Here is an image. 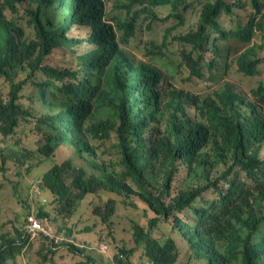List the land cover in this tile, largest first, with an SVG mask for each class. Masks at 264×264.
<instances>
[{
	"label": "trees",
	"instance_id": "1",
	"mask_svg": "<svg viewBox=\"0 0 264 264\" xmlns=\"http://www.w3.org/2000/svg\"><path fill=\"white\" fill-rule=\"evenodd\" d=\"M192 1L201 4L197 27L178 39L191 45L183 55L184 65L190 76L200 78L211 35L222 39L227 36L219 25V17L242 4L228 0ZM182 2L145 0L140 13L149 12V6L153 9L151 20H158V8L170 6L172 13ZM9 3L13 14L18 13L19 6L27 5L28 23L35 20L39 42L20 44L19 22H0V78L10 85L7 98L0 96V190L8 186L11 190L7 198L0 196V264H56L61 250L80 257L77 264H89L84 260L90 259L85 250L73 246L70 240L55 234L60 238L56 243L54 238L42 232L33 235L24 227L33 218L51 231L48 221L56 225L59 235L63 229L60 223L67 226L85 197L94 194L99 204L107 207L105 215H100L105 222L110 219L105 240L117 243L113 229L121 221H128L132 230V245L114 246V251H118L112 257L114 264H175L180 254L173 238L175 233L187 246L185 264L192 258L205 260L206 264H264V160L260 156L264 147V84L253 90V100L238 94L231 84L224 85L213 97H206L205 102L215 106L212 115L218 119L211 133L188 119L180 104L171 103L180 91L172 90L160 98L155 90L157 72L147 66L137 67L133 54L121 47L124 40L115 45L111 27L102 21L101 1ZM251 4V19L234 36L245 45L237 60L238 69L253 77L258 73L259 60L252 59L251 43L257 29L264 31V24L258 19L261 14L264 19V4L260 0H251ZM56 6L71 14L58 28H54L52 19ZM137 18L125 40L134 35ZM76 23L90 24L94 34L89 41L98 45L88 56L79 57L80 75L55 67L50 61L61 45L79 47V41L66 37ZM18 69L37 80L43 89L31 112L12 101L4 105L9 97L15 100L22 95L28 84L25 78L20 79ZM38 75L44 79H38ZM93 101L99 108L113 109L114 120L119 121L117 133L128 166L122 173L98 159L96 148L106 142L108 127L101 125V119L95 123L86 121ZM170 107L183 118L171 115ZM21 124L31 130L20 133ZM31 134L38 140L17 157L11 140L19 141ZM63 148L70 151V156L58 162L57 152ZM37 157L51 165L39 179L42 183L35 192L34 185L19 177L22 171L30 175ZM179 168H184L188 177L172 194ZM206 193H212L214 198L205 200ZM45 194L54 198L55 211L40 203ZM117 195L124 197L126 208H137L147 221L142 225L116 216ZM196 200L203 205L193 207ZM187 210H192L190 215L178 216ZM15 217H22L21 228L16 226ZM138 250L139 257L135 258Z\"/></svg>",
	"mask_w": 264,
	"mask_h": 264
},
{
	"label": "rangeland",
	"instance_id": "2",
	"mask_svg": "<svg viewBox=\"0 0 264 264\" xmlns=\"http://www.w3.org/2000/svg\"><path fill=\"white\" fill-rule=\"evenodd\" d=\"M239 1L242 4L241 8H234L230 14H223L219 17V25H221L222 30L225 31L227 36L222 39L215 34L211 35L207 45L208 52L204 55L202 77L200 78L190 76L187 67L184 65L183 55L190 51L191 45L178 39L186 32L196 29L198 12L201 8V4L198 1L184 0V2L177 6L176 11L172 13H170V6L158 8L157 13L160 18L158 20H151L150 11L153 10L151 7L147 6L149 12L140 13L142 7L138 5L133 6L129 16L131 17L139 13L135 32L131 38L124 39L125 43H122L121 47L133 54L137 60L151 63L162 72L161 89L166 94L175 90L204 99L206 97H213L215 92L224 85L231 84L238 94L253 100V90L264 84V31L257 29L251 43L254 50L252 59L259 60L257 66L258 73L253 77L246 76L239 71L237 64L239 55L245 50V45L237 41L234 33L242 29L249 22L254 11L251 0H228L229 3L236 4ZM260 1L264 4V0ZM128 3L129 0H107L106 14L124 17L127 11L125 6ZM185 6L187 7L185 8ZM26 8L27 5H22L18 7L17 14H13L9 10H5L4 14L9 20H17L26 30V40H32L35 39L36 35L33 28L28 24L29 17L25 13ZM177 15H180L181 19H177ZM258 19L264 24L262 14L258 16ZM90 33V28L77 26L72 29L69 36L85 39ZM117 36L119 42H121L122 32L117 31ZM92 49L93 47L87 44L71 50L58 48L55 49L50 61L55 67L68 68L80 75L79 57ZM216 50L219 51L218 54L215 53ZM194 56H196V53H194ZM210 64H212L211 68L209 67ZM20 77L23 80L26 74H22ZM37 78L44 79L41 75H38ZM9 89V83L0 78V96L3 99L7 98ZM21 94L22 104L26 110L31 112L39 100L38 96L35 95L37 94L36 88L29 82ZM187 111L193 119L206 123L205 117L201 115L198 109L192 107L188 108ZM18 130L20 133H23L30 131L31 128L28 125L21 124ZM37 140L38 137L31 134L29 137L22 136L19 141L17 138L12 139L10 145L18 152L17 157H19L22 156V149L33 146ZM114 142L115 137L113 135L111 140L101 143L96 148V151L98 159L102 163H107L114 171H121L123 170V166L116 149L113 147ZM69 156L70 151L66 148L60 149L57 152L58 162L66 160ZM260 156L264 160V147ZM33 163L34 168L32 166L30 175L22 171L23 173L19 178L26 184L34 185L35 192H38L39 184L42 183L39 179L47 172V166H50L51 163H45V160L40 157L34 159ZM187 177L188 175L184 168L177 170L172 194L176 191L177 187L182 185L183 180ZM9 188L8 186L6 190H0V196L7 198L11 194ZM212 198H214L212 193L204 194L205 200ZM117 200L116 216H125L142 225L147 221L146 217L137 208L135 210L124 206L123 196L117 195ZM39 201L50 211H55L56 204L51 195L45 194L41 196ZM165 201L168 202L167 197H165ZM202 205L201 200H196L193 207H201ZM106 209L107 207L99 204L96 194L87 195L80 206L76 208L77 215L66 222L67 226L63 225L64 222L60 223L63 229L59 235L56 231V225L47 221L51 229L47 237L50 239L54 238L55 240H60V238L70 240L73 246L85 250V255L90 259L84 258V260L89 264H114L112 257L118 253V251H114V246L120 247L123 243L132 245V230L128 221H121L120 225L114 226L113 229L117 243L112 244L110 240H105V236L110 231L108 228L110 219L105 222L100 214L105 215ZM190 211L192 210L183 211L178 216H183V214L190 215ZM33 216L35 217V215ZM15 218L16 226L21 228L20 226L23 224L21 221L23 220L22 217ZM112 220L117 223L115 217ZM55 234L60 238H56ZM173 238L176 240L180 250L175 264H185L188 256L187 246L179 234H173ZM67 245L71 244L67 243ZM30 253L34 254V250L30 249ZM139 254L140 250L136 252L135 258L139 257L137 256ZM190 260L188 264H206L205 260L200 261L194 258ZM56 261V264H77L81 261V258L71 255L67 250H61Z\"/></svg>",
	"mask_w": 264,
	"mask_h": 264
},
{
	"label": "clouds",
	"instance_id": "3",
	"mask_svg": "<svg viewBox=\"0 0 264 264\" xmlns=\"http://www.w3.org/2000/svg\"><path fill=\"white\" fill-rule=\"evenodd\" d=\"M99 1H101L102 6H103V18H102V21H103V23H105V24H107V25H109L111 27L112 32L114 34V43H115V45L116 46L120 45L123 42L124 38H125L126 32L132 26V24L134 23L136 17L139 14V13H137V14H134L133 16L130 17L129 14H130L131 8L133 6H136V5L142 7L144 2H145V0H129L128 5L125 6L127 11H126V15L124 17L110 16L109 15V18L106 16L107 15L106 14V1L107 0H99ZM9 2H10V0H0V22L12 23L11 20L7 19L5 14H4L5 10H9L11 12L10 3ZM70 16H71V14H70V11L68 9L58 8L56 6V9H55V11H54V13L52 15V19L54 21V28H58L62 23H64L68 18H70ZM28 24H29L30 27L33 28L36 37H35V39H32V40H26V30L22 26H19L18 28L22 30V35L20 36L18 41L22 45H29V44H31L33 42H39L38 32H37V30L35 28V20L30 22V23H28ZM77 26L90 28V30H91L90 35L87 38H85V39L70 37L69 36L70 32L72 31L73 28H75ZM117 31L122 32V36H121L122 41L121 42H119V40H118ZM93 34H94V28L90 24L76 23V24L72 25V27L68 30V32L66 33V37L69 40H71V41H79V43H78L79 46L87 44V45L92 46L95 49H98V45H96L94 43H91L89 41V39L93 36ZM59 47L71 50L66 45H61ZM91 53H92L91 51H88L87 53L81 55L80 57L84 58V57L88 56ZM133 57H134V59L136 61L137 67L147 66V67H150V68L154 69L157 72L158 81H157V84L155 86V90L159 94V97L162 98V96H164V94H165L164 91L161 89L162 72L155 65H152L151 63H146V62L139 61V60H137L135 58L134 55H133ZM18 72L20 74H22L21 70H19V69H18ZM25 79L27 80L28 83L30 82L36 88L37 94H35V95H37L38 97H41L43 89L39 85L38 81L28 78L27 75H26ZM21 99H22V95H17V99H15V100H13L12 96H11V97H9L6 100L4 105H7L9 102L12 101L14 103V105L18 107L20 105H23L22 102H21ZM171 103L174 104V105L175 104H180V106L183 108L184 113L187 116V118L190 119L193 123L201 124L205 128H208L211 133L214 132V130L212 128L213 127V123L214 122L215 123L218 122V119L216 117H214V115H212V112L214 111V107L215 106L207 104L205 102V98L204 99H200L197 96H193V95H190V94H187V93L184 94V93L181 92L180 95L178 96V98L175 101H172ZM192 107L196 108V109H198L200 111L201 115L205 117L206 123L198 121V120H195L189 115L187 109L188 108H192ZM170 112H171V115L175 114L177 117L183 118V117H181V113L180 112H176L174 107H170ZM113 115H114L113 109L107 108V107L99 108L96 105L95 101H93L92 102L91 113H90V115H89V117L87 118L86 121L95 123V122H97L98 120L101 119V125H104V126L108 127L107 135H105V141L111 140L113 135H114L115 142L113 144V147L116 149V151H117V153H118V155L120 157V162H121V164L123 166V170L116 171V172L122 173V172H124L127 169L128 166L126 165V163L124 161L120 140L118 138L117 128L119 127V121L114 120V116ZM110 168L113 169L112 167H110ZM43 227L48 232H50V230L47 229L45 226H43ZM45 236H47V235H45ZM58 241L59 240H55L56 243Z\"/></svg>",
	"mask_w": 264,
	"mask_h": 264
},
{
	"label": "built area",
	"instance_id": "4",
	"mask_svg": "<svg viewBox=\"0 0 264 264\" xmlns=\"http://www.w3.org/2000/svg\"><path fill=\"white\" fill-rule=\"evenodd\" d=\"M24 229H28L29 232L33 233V235L37 232H42L45 235H49V232L43 227L42 223L33 218L29 219V223H27Z\"/></svg>",
	"mask_w": 264,
	"mask_h": 264
}]
</instances>
